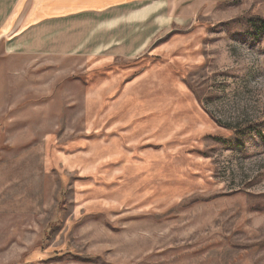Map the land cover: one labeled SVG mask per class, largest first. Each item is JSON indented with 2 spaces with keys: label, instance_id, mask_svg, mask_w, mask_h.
<instances>
[{
  "label": "rangeland",
  "instance_id": "374dc122",
  "mask_svg": "<svg viewBox=\"0 0 264 264\" xmlns=\"http://www.w3.org/2000/svg\"><path fill=\"white\" fill-rule=\"evenodd\" d=\"M251 16L198 0L130 58L0 43V264H264Z\"/></svg>",
  "mask_w": 264,
  "mask_h": 264
},
{
  "label": "crops",
  "instance_id": "0c3cea01",
  "mask_svg": "<svg viewBox=\"0 0 264 264\" xmlns=\"http://www.w3.org/2000/svg\"><path fill=\"white\" fill-rule=\"evenodd\" d=\"M197 4L198 0H0V43L7 50L36 56L88 52L95 57L108 52L107 57L130 58L164 32L160 26L179 25ZM123 25L139 34L128 32L124 37Z\"/></svg>",
  "mask_w": 264,
  "mask_h": 264
},
{
  "label": "trees",
  "instance_id": "16d2710c",
  "mask_svg": "<svg viewBox=\"0 0 264 264\" xmlns=\"http://www.w3.org/2000/svg\"><path fill=\"white\" fill-rule=\"evenodd\" d=\"M235 1V0H234ZM241 21H244V24L248 26L251 30V37L252 41L255 43H260L264 41V19L258 16H251L242 19ZM238 139L242 140L244 137H247L251 134H256L260 138L263 139V133L257 128V127H248L245 129H239L237 130ZM199 200H195L193 203L198 202ZM209 201V200H206Z\"/></svg>",
  "mask_w": 264,
  "mask_h": 264
}]
</instances>
